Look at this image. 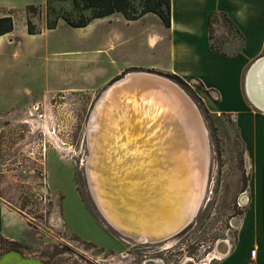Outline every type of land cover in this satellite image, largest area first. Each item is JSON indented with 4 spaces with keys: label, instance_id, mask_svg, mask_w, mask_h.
Returning <instances> with one entry per match:
<instances>
[{
    "label": "rangeland",
    "instance_id": "374dc122",
    "mask_svg": "<svg viewBox=\"0 0 264 264\" xmlns=\"http://www.w3.org/2000/svg\"><path fill=\"white\" fill-rule=\"evenodd\" d=\"M142 2L132 0L136 8ZM5 14L12 16L14 28L0 36V201L5 224L0 255L13 251L36 264L217 260L212 254L222 239L234 238L247 206L245 149L231 114L215 109L216 95L204 84L149 67V35L158 29L157 22L142 16L127 20L114 12L74 26L66 17L77 22L91 11L73 0L0 1V16ZM28 19L40 32L28 33ZM210 36L213 47L226 54L241 42L225 15L221 26L210 27ZM131 71L176 83L196 105L208 141L206 183L196 214L174 236L158 242L136 240L110 226L86 177L91 111L107 84Z\"/></svg>",
    "mask_w": 264,
    "mask_h": 264
},
{
    "label": "bare ground",
    "instance_id": "6f19581e",
    "mask_svg": "<svg viewBox=\"0 0 264 264\" xmlns=\"http://www.w3.org/2000/svg\"><path fill=\"white\" fill-rule=\"evenodd\" d=\"M249 76L250 98L264 109V58ZM207 142L196 105L169 78L131 71L107 84L91 111L86 136V177L105 221L141 241L178 233L203 198ZM221 242L211 258L227 252V239Z\"/></svg>",
    "mask_w": 264,
    "mask_h": 264
},
{
    "label": "crops",
    "instance_id": "0c3cea01",
    "mask_svg": "<svg viewBox=\"0 0 264 264\" xmlns=\"http://www.w3.org/2000/svg\"><path fill=\"white\" fill-rule=\"evenodd\" d=\"M222 15L241 36L233 53L212 48L210 27L221 26ZM142 17H151L158 24L149 35V67L194 77L204 84L216 95L215 109L231 114L245 149L250 171L247 206L234 238L227 240V252L207 264H245L252 248L254 264H264V109L249 95L250 71L264 58V0H170L169 26L154 12ZM4 227L0 201V233ZM34 261L13 251L0 255V264H36Z\"/></svg>",
    "mask_w": 264,
    "mask_h": 264
},
{
    "label": "trees",
    "instance_id": "16d2710c",
    "mask_svg": "<svg viewBox=\"0 0 264 264\" xmlns=\"http://www.w3.org/2000/svg\"><path fill=\"white\" fill-rule=\"evenodd\" d=\"M73 2L76 6L82 5L83 8L91 11L89 16H81L80 20L77 22H73L66 17V20L70 24L78 27L86 26L92 19L104 17L114 12H120L127 20H133L140 18L149 11L157 14L165 26L170 25V0H143L140 8H136L132 0H73ZM31 7L32 5L28 6V8ZM47 26L50 28L53 27V25L50 24H47ZM13 28L14 22L12 16L10 14L1 15L0 35L12 31ZM27 31L28 33L40 32L32 29L29 19L27 20ZM212 48L216 50L213 45ZM169 73L170 75L176 76V74Z\"/></svg>",
    "mask_w": 264,
    "mask_h": 264
},
{
    "label": "built area",
    "instance_id": "2783aa9c",
    "mask_svg": "<svg viewBox=\"0 0 264 264\" xmlns=\"http://www.w3.org/2000/svg\"><path fill=\"white\" fill-rule=\"evenodd\" d=\"M255 263V249L252 248L248 252V258L245 262V264H254Z\"/></svg>",
    "mask_w": 264,
    "mask_h": 264
}]
</instances>
